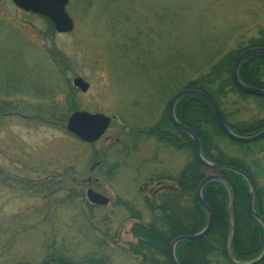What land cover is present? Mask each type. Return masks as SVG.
Here are the masks:
<instances>
[{
    "label": "rangeland",
    "instance_id": "obj_1",
    "mask_svg": "<svg viewBox=\"0 0 264 264\" xmlns=\"http://www.w3.org/2000/svg\"><path fill=\"white\" fill-rule=\"evenodd\" d=\"M67 11L74 30L58 33L46 17L0 0V103L17 107L0 112V264L37 263L53 243L75 258L141 264L129 250L137 220L118 199L149 222L146 199L169 185L158 176L177 174L187 154L139 131L155 121L168 86L264 29V0H69ZM53 50L68 73L59 74ZM76 76L88 91L74 86ZM157 80L165 95L151 91ZM153 95L163 97L157 105ZM241 105L242 119L264 117L254 99ZM76 110L104 113L112 124L84 143L61 121ZM220 144L264 185V140ZM89 183L107 206L89 202Z\"/></svg>",
    "mask_w": 264,
    "mask_h": 264
},
{
    "label": "trees",
    "instance_id": "obj_2",
    "mask_svg": "<svg viewBox=\"0 0 264 264\" xmlns=\"http://www.w3.org/2000/svg\"><path fill=\"white\" fill-rule=\"evenodd\" d=\"M258 46H264L263 28L248 38L241 36L233 48L218 56L207 57V61L199 66L194 76L187 77L186 81L180 79L178 83L168 86L167 100L161 104L155 121L149 123V129L139 131L187 154L186 162L177 174L158 176V180H167L169 185L158 189L152 198L146 199L151 212L149 222L140 221L141 211L132 202L118 199L117 204L122 205L131 213V218L137 220L131 228L136 240L129 243V250L140 258L141 264H173V240L181 235L199 233L208 223V212L197 198V187L205 178L206 169L196 156L192 137L176 127L170 118L169 104L172 97L183 89L200 90L216 102L232 131L243 136L258 133L264 129V117L242 119L240 115L244 108L242 109L241 102L252 98L264 110V96L244 92L236 85L232 75L237 57L245 49ZM53 51L56 63L60 65L59 51ZM62 73H68V69L60 65L59 74ZM239 76L243 83L264 89V53L249 55L239 68ZM151 84V91L156 90L164 95L167 92L160 88L161 83L158 80ZM47 92L51 91H44L45 96L49 95ZM162 98L160 96L159 100L153 95V101L156 100L154 104L157 105ZM5 108L17 107L12 105V101H4L0 103V112ZM175 114L182 124L197 134L203 156L219 165L220 175L219 178L207 182L202 190L203 199L212 210V226L200 238L177 243L175 255L178 262L264 264V185L246 160L230 156L222 149L221 138L229 137L222 130L206 100L194 95L185 96L177 102ZM66 119L63 117L61 121L65 123ZM262 140L264 138L254 143ZM260 160L258 158L257 162L261 163ZM100 164L101 161L96 163L97 166ZM88 185L90 187V183ZM34 264H109V260L107 256L95 253L75 258L63 249L56 248L53 243L46 256Z\"/></svg>",
    "mask_w": 264,
    "mask_h": 264
},
{
    "label": "water",
    "instance_id": "obj_3",
    "mask_svg": "<svg viewBox=\"0 0 264 264\" xmlns=\"http://www.w3.org/2000/svg\"><path fill=\"white\" fill-rule=\"evenodd\" d=\"M12 2L19 9L49 18L58 33H69L72 32L74 29V21L67 11V5L69 3V0H12ZM255 53H264V46L250 47L244 50L237 57L234 63L232 75L236 85L244 92L264 96V89L253 87L243 83L239 76V68L242 62L249 55ZM73 84L75 87L79 88L83 92L88 91L90 88V83L87 82L81 76L74 77ZM188 95L198 96L206 100L210 104L222 130L231 139L237 142H253L264 138V129L256 134L247 136H242L232 131L226 123L216 102L209 95L200 90L183 89L173 96L169 105V114L172 122L176 127L187 132L192 137L194 141L196 156L198 160L202 163V165H204L206 169H213L215 171V173L213 174L207 173L205 178L197 187V198L208 212V223L205 228L199 233L181 235L173 240L171 244V259L173 264H180L175 255V246L179 241L200 238L210 230L213 222V214L211 208L203 199L202 189L207 182L220 177L218 172L219 165L209 161L203 156L201 151L200 140L197 134L193 132V130H191L189 127L182 124L176 117L175 107L177 102L181 98ZM111 122L112 118L104 113H93L86 110H76L69 115L66 128L69 132L77 136L82 141L93 143L98 141L106 133ZM86 195L88 200L93 204L107 205L109 203V198L105 194H102L91 187H89L86 191Z\"/></svg>",
    "mask_w": 264,
    "mask_h": 264
},
{
    "label": "flooded vegetation",
    "instance_id": "obj_4",
    "mask_svg": "<svg viewBox=\"0 0 264 264\" xmlns=\"http://www.w3.org/2000/svg\"><path fill=\"white\" fill-rule=\"evenodd\" d=\"M143 189H145V190L148 189V191H149V187H142L141 190H143Z\"/></svg>",
    "mask_w": 264,
    "mask_h": 264
}]
</instances>
